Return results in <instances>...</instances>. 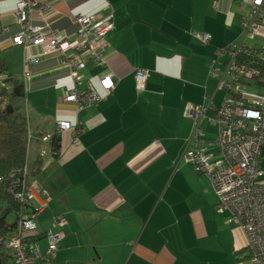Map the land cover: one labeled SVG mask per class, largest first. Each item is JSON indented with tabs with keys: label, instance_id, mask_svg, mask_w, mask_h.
Listing matches in <instances>:
<instances>
[{
	"label": "crops",
	"instance_id": "1",
	"mask_svg": "<svg viewBox=\"0 0 264 264\" xmlns=\"http://www.w3.org/2000/svg\"><path fill=\"white\" fill-rule=\"evenodd\" d=\"M15 1L0 0V75L7 90L22 93L30 133L26 165L30 180L47 192L33 197L35 206L46 204L36 231L44 233L52 213L66 221L50 264H248L242 228L228 221L227 211L215 212L209 178L181 157L193 128L187 102L210 104L202 138L207 151L216 150L215 108L225 94L218 82L230 54L210 64L215 50L249 49L264 40L261 30L246 36L241 0H36L47 10L34 7L30 23L71 39L74 15L111 16L104 61L84 57L75 87L91 82L103 94L99 78L111 74L114 88L81 109L60 101L74 82L58 51L12 44L20 29ZM196 32L209 40L200 42ZM137 68L148 70L141 90ZM251 80L248 93L264 88ZM58 119L79 127L77 141L69 130L56 131Z\"/></svg>",
	"mask_w": 264,
	"mask_h": 264
},
{
	"label": "built area",
	"instance_id": "2",
	"mask_svg": "<svg viewBox=\"0 0 264 264\" xmlns=\"http://www.w3.org/2000/svg\"><path fill=\"white\" fill-rule=\"evenodd\" d=\"M241 3L247 8V14L241 15L246 36H254L261 30L258 34L264 38V0H241ZM37 5L36 0L15 1V15L20 29L12 37V44L22 47L38 45L46 52L56 50L62 55L61 63L68 67L74 86L63 93L61 102L72 103L78 109L98 102L114 88L115 82L111 74L99 78L103 94L91 82L83 90H78L75 86L81 79L79 70L84 67V57L96 64L104 61L103 57L109 46L106 35L114 27L111 16L100 19L93 13L74 15L77 28L71 39L65 35H57L48 28L31 24L29 13ZM38 8L41 13H45L47 5H38ZM195 37L206 43L210 35L196 32ZM246 47L248 46L232 45L217 48L210 62H217L223 53L230 54V61L218 82V87L225 94L219 107L215 108V152L206 150L202 138L201 122L210 104L187 102L184 114L192 121L193 128L181 157L192 164L197 172L209 178L217 196L215 212L227 211L228 221L242 228L247 238L248 264H264V169L260 167V153L264 146V94L244 91L243 88L247 87L241 82L257 77L264 83V75L258 76L260 72L256 68L259 60L264 61V40L255 46L259 48L257 50L253 46L249 49ZM240 54H246L251 60L241 61ZM27 62L29 61L25 60V66ZM24 75L29 76V72L24 71ZM147 76L146 68L135 70L138 90L144 89ZM5 78L0 75L1 81ZM4 85L2 82L1 86ZM55 125L58 132L71 131L73 140L77 141L78 126L65 119H58ZM28 137L30 138V134ZM18 173L11 175L7 184L13 199L23 209L5 243L10 253V264H49L65 235V218L62 214L52 213L46 230L38 234V215L46 204L35 206L33 197L36 193L46 197L47 192L43 187L38 188L34 180H29L26 166ZM40 237L46 240L43 249L38 245Z\"/></svg>",
	"mask_w": 264,
	"mask_h": 264
},
{
	"label": "trees",
	"instance_id": "3",
	"mask_svg": "<svg viewBox=\"0 0 264 264\" xmlns=\"http://www.w3.org/2000/svg\"><path fill=\"white\" fill-rule=\"evenodd\" d=\"M253 49L259 48L253 47ZM240 55L241 61L251 60L246 54ZM259 61L256 68L260 72L258 76L263 77L264 61ZM241 82L246 87L254 86V84L250 85L253 82L251 79L241 80ZM254 82L256 86L263 83L258 78ZM262 85L264 86V83ZM27 139H29L28 121L24 112L22 93L2 87L0 90V177H2L0 180V264H10V255L5 243L23 212L21 204L13 199L7 184L11 175L19 174L18 172L27 166ZM58 147L59 137L53 134L51 148L55 152ZM27 176L30 180L29 170Z\"/></svg>",
	"mask_w": 264,
	"mask_h": 264
},
{
	"label": "rangeland",
	"instance_id": "4",
	"mask_svg": "<svg viewBox=\"0 0 264 264\" xmlns=\"http://www.w3.org/2000/svg\"><path fill=\"white\" fill-rule=\"evenodd\" d=\"M4 81H5V79L3 80V81H1L0 80V90L2 89V87H4V86H1V83L3 82L4 83ZM243 90L244 91H248L247 89H245V88H243ZM253 92H255V93H258V94H264V88H259V89H254V88H252V89H250V93H253ZM213 129H214V126L213 125H211V126H209V132H214L213 131ZM204 131V130H203ZM205 133H207V131H205ZM30 133H29V130H28V135H29ZM48 144H49V142H43L42 143V145L43 146H45V147H47L48 146ZM27 145H28V139H27ZM48 153V152H47ZM46 159V156L44 155V157H43V159ZM260 167L262 168V169H264V146L262 147V150H261V155H260ZM26 168H27V172H28V170H29V167H27L26 166ZM29 177V176H28ZM38 220V219H37ZM38 222H39V220H38ZM39 225V224H38ZM44 240V239H43ZM40 244H44L43 242L42 243H40ZM39 244V245H40Z\"/></svg>",
	"mask_w": 264,
	"mask_h": 264
},
{
	"label": "bare ground",
	"instance_id": "5",
	"mask_svg": "<svg viewBox=\"0 0 264 264\" xmlns=\"http://www.w3.org/2000/svg\"><path fill=\"white\" fill-rule=\"evenodd\" d=\"M262 150V149H261ZM260 155H261V153H260ZM50 264V263H49Z\"/></svg>",
	"mask_w": 264,
	"mask_h": 264
}]
</instances>
